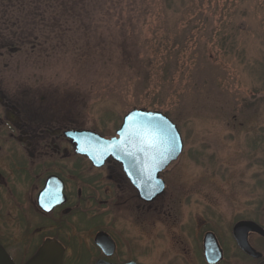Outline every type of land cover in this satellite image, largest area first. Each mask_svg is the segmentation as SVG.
Here are the masks:
<instances>
[{
    "label": "rangeland",
    "instance_id": "374dc122",
    "mask_svg": "<svg viewBox=\"0 0 264 264\" xmlns=\"http://www.w3.org/2000/svg\"><path fill=\"white\" fill-rule=\"evenodd\" d=\"M0 38L17 48L0 56L1 76L44 87L85 131L108 139L133 109L178 128L166 192L137 209L121 186L122 252L131 241L143 264H204L206 232L233 256V224L260 223L264 0H0Z\"/></svg>",
    "mask_w": 264,
    "mask_h": 264
},
{
    "label": "flooded vegetation",
    "instance_id": "af4514ba",
    "mask_svg": "<svg viewBox=\"0 0 264 264\" xmlns=\"http://www.w3.org/2000/svg\"><path fill=\"white\" fill-rule=\"evenodd\" d=\"M1 39L0 56L4 50H17ZM22 86H12L0 70V245L14 264H26L47 242L61 246L63 264H143L131 241L122 252L121 237L111 228L114 209L122 184L131 189L126 200L135 208L139 203L148 208L155 201L140 199L117 161L110 158L102 167H95L86 156L77 154L68 135L85 128L75 122L73 112L61 110L58 97L44 87ZM261 216L256 223L263 234L248 236L259 257L238 246L234 227L249 221L240 220L230 229L233 256L222 246L219 233L204 234L200 249L204 264H209L204 255V239L209 233L223 252L217 264H264V204ZM100 234L101 246L96 243ZM254 236L259 239L258 246ZM216 246L213 242V249ZM188 261L195 264L193 258Z\"/></svg>",
    "mask_w": 264,
    "mask_h": 264
},
{
    "label": "water",
    "instance_id": "95a60500",
    "mask_svg": "<svg viewBox=\"0 0 264 264\" xmlns=\"http://www.w3.org/2000/svg\"><path fill=\"white\" fill-rule=\"evenodd\" d=\"M143 126L152 127L157 137L149 143L139 131ZM76 144L77 153L87 156L96 167H102L112 157L121 163L131 184L137 189L142 201L151 203L166 190L160 178L170 164L177 161L183 151L180 132L169 118L162 113L146 109H133L124 118L117 137L105 139L92 132H74L68 135ZM250 233L263 234V229L254 221H241L236 224L233 235L238 246L247 254L259 257L248 241ZM102 235L96 243L101 246ZM204 255L209 264H217L223 258L215 236L207 234L204 239ZM217 244L213 249L212 243ZM0 264H14L0 245ZM26 264H63V250L57 243L47 242Z\"/></svg>",
    "mask_w": 264,
    "mask_h": 264
},
{
    "label": "snow or ice",
    "instance_id": "6c2138e0",
    "mask_svg": "<svg viewBox=\"0 0 264 264\" xmlns=\"http://www.w3.org/2000/svg\"><path fill=\"white\" fill-rule=\"evenodd\" d=\"M139 131H141L143 133L145 139L149 143L155 142V139L157 137V133H156V131L152 127L143 126L141 129H139Z\"/></svg>",
    "mask_w": 264,
    "mask_h": 264
},
{
    "label": "bare ground",
    "instance_id": "6f19581e",
    "mask_svg": "<svg viewBox=\"0 0 264 264\" xmlns=\"http://www.w3.org/2000/svg\"><path fill=\"white\" fill-rule=\"evenodd\" d=\"M170 165H171V164H170ZM170 165H169V166H170Z\"/></svg>",
    "mask_w": 264,
    "mask_h": 264
}]
</instances>
